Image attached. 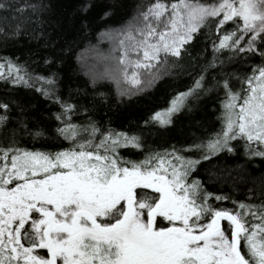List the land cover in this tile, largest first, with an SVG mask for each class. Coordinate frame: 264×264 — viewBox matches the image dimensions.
<instances>
[{"label":"snow or ice","instance_id":"6c2138e0","mask_svg":"<svg viewBox=\"0 0 264 264\" xmlns=\"http://www.w3.org/2000/svg\"><path fill=\"white\" fill-rule=\"evenodd\" d=\"M11 8L10 0H0V12ZM202 25L224 33L213 48L229 49V60L258 55L260 63L250 64V73L213 76L212 86L224 95V126L214 138L187 145L195 156L175 146L150 149L137 132L101 128L94 121L72 124L66 117L75 106L57 95L51 76L33 75L12 60L0 63V77L7 70L4 78L13 85L41 83L39 91L63 109L56 114L63 127L53 139L71 140L56 151L20 147L18 136L42 139L47 130L30 129L22 120L8 129L12 105L0 101V126L11 133L0 144V264H264V202L221 208L212 198L231 197L208 191L193 175L201 161L234 153V141L243 140L248 155L264 157V0H155L135 25L115 33L121 53L113 57L115 66L90 70V76L93 84H139L136 71L129 76L130 66L150 70L161 53L165 59L181 56ZM113 31L102 35L111 39ZM216 61L214 52L210 64ZM207 71L195 81L199 91L207 90ZM192 93L190 88L178 95ZM178 107L174 101L145 124L170 123L165 113ZM121 148L139 150L142 158L126 156Z\"/></svg>","mask_w":264,"mask_h":264},{"label":"trees","instance_id":"16d2710c","mask_svg":"<svg viewBox=\"0 0 264 264\" xmlns=\"http://www.w3.org/2000/svg\"><path fill=\"white\" fill-rule=\"evenodd\" d=\"M153 2L155 0H10L12 8L0 12V63L12 60L26 65L33 75L51 76L56 82L57 95L75 106L66 117L72 124L87 125L94 121L101 128L137 132L146 147L153 150L175 146L183 148L184 155H198L187 150V145L214 138L224 126V95L212 86L213 76L220 79L221 72L250 73V64H259L260 58L257 55L251 61L229 60V49L213 48L214 43L219 45L218 38L224 33L202 25L194 39L184 44L181 56L168 54L165 59L163 54L150 70L138 69L139 84L123 79L119 84L113 79L93 84L90 70L114 67L113 57L121 54L116 47L115 33L135 25L139 13ZM109 30H114L110 33L111 39L102 35ZM214 52L217 61L213 65L210 61ZM205 67L208 71L204 73L202 86L207 90L199 91L195 81ZM130 72L129 69V76ZM7 76L4 70L0 77V101L12 105L8 129L18 127L22 120L30 129L47 130V137L42 139L18 136L19 146L52 151L57 150V145L69 146L71 140L53 139L57 135L55 129L63 127L56 119V114L63 110L60 104L39 91L41 83L13 85L4 78ZM190 88L192 94L179 97V93H187ZM181 99L192 101L187 102L183 110L179 107L170 123L165 126L157 122L145 124L154 113L172 108L173 102ZM10 135V131L0 126V144L6 143ZM233 143L236 144L234 153L222 152L201 161L193 175L208 191L231 197L222 201L212 198L221 208H238L240 201L258 206L264 202L261 194L264 192V157L248 155L243 140ZM119 151L133 159L142 158L136 149ZM252 211L257 212V208L253 207ZM256 222L259 220H252Z\"/></svg>","mask_w":264,"mask_h":264},{"label":"rangeland","instance_id":"374dc122","mask_svg":"<svg viewBox=\"0 0 264 264\" xmlns=\"http://www.w3.org/2000/svg\"><path fill=\"white\" fill-rule=\"evenodd\" d=\"M163 54H164V53H161L160 55H163ZM132 55H135V54H132ZM139 55L142 56V52H141ZM155 62H156V61H153L152 64H154ZM141 68H143V67L136 68L135 65H132V66L129 67V69L131 70L130 73H132V71H137L138 69H141ZM191 101H192V100H189V99H188V100H187V99H181V100H179V102H177V104H178L179 107H181L182 110H183V109L185 108L187 102H191ZM193 101H195V99H194ZM179 107H178V110L173 111L172 113H170V114L167 116L170 120L173 119L175 113L181 109V108H179ZM166 124H168V123H166ZM166 124H163V126H165ZM163 129L165 130V129H167V127H163ZM163 129H162V130H163ZM121 149H124V148H121ZM222 223H223V221H222Z\"/></svg>","mask_w":264,"mask_h":264}]
</instances>
